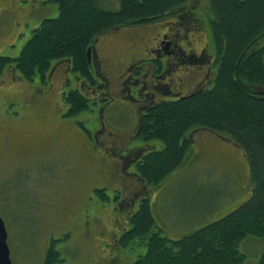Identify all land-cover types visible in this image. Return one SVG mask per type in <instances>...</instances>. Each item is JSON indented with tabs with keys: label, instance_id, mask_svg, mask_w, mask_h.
Here are the masks:
<instances>
[{
	"label": "rangeland",
	"instance_id": "1",
	"mask_svg": "<svg viewBox=\"0 0 264 264\" xmlns=\"http://www.w3.org/2000/svg\"><path fill=\"white\" fill-rule=\"evenodd\" d=\"M3 2L0 0V8ZM99 4L116 10L120 0H99ZM41 5L26 26L23 22L16 24L13 12H0V54L18 55L41 20L59 12L56 3L47 1ZM21 30L23 35L12 46L18 38L16 32ZM145 30L151 33L155 28L147 26ZM204 34L207 31L203 22L192 35L200 47ZM4 44L11 46L1 48ZM211 44L215 51L214 42ZM67 65L61 61L54 67L59 77ZM197 74L196 80L201 78ZM53 83L51 86L48 80L43 82L40 76L33 80L21 78L15 70H7L0 80V215L8 230L12 262L44 264L55 240L63 258L58 264H130L146 250V245H125L120 237L129 227L131 213L139 206V199L131 203L132 193L143 189L145 183L141 188L136 181L125 179L122 159L116 156L123 152L100 144L96 135L98 108L68 114V105L60 98L59 78ZM187 85L188 81L180 82L173 89L187 92ZM165 95L168 94L159 93ZM114 104L119 116L130 123L136 121L131 101ZM113 123L121 127L118 121ZM201 131L189 132L194 142L193 155L186 166L148 190L158 220L166 224L163 234L171 237L221 217L251 194L247 155L228 137ZM104 136L102 143L110 144V138ZM139 141L146 151L164 145L157 139ZM143 151L142 148L140 153ZM134 169L132 166L130 170ZM99 188H104L105 198L97 193ZM240 248L246 253L245 264H259L264 238L249 236Z\"/></svg>",
	"mask_w": 264,
	"mask_h": 264
},
{
	"label": "trees",
	"instance_id": "2",
	"mask_svg": "<svg viewBox=\"0 0 264 264\" xmlns=\"http://www.w3.org/2000/svg\"><path fill=\"white\" fill-rule=\"evenodd\" d=\"M47 1L58 5V14L41 20L18 55L0 54V80L7 70H15L21 78L40 76L47 83L60 61L70 62L79 76L92 79L88 49L103 33L120 26L156 30L169 22L188 49L184 43L201 23L200 16L190 21L188 0H120L116 10L100 6L99 0ZM208 9L210 51L192 67L193 90L147 105L139 134L164 145L147 151L136 164L137 171L149 190L191 159V130L210 131L228 137L247 155L251 194L221 217L177 237L163 234L166 224L158 220L151 196L145 194L120 239L125 245H146L130 264H245L241 243L249 236L264 238V0H209ZM210 55L217 64L213 82L197 86L196 69ZM65 100L70 115L89 108L87 97L78 90H70ZM96 191L105 198L104 188ZM62 260L53 240L44 264ZM259 264H264V253Z\"/></svg>",
	"mask_w": 264,
	"mask_h": 264
},
{
	"label": "flooded vegetation",
	"instance_id": "3",
	"mask_svg": "<svg viewBox=\"0 0 264 264\" xmlns=\"http://www.w3.org/2000/svg\"><path fill=\"white\" fill-rule=\"evenodd\" d=\"M3 1V7L0 8V12H13L17 15L16 24L20 25L23 22L25 26L30 21V15L42 9V2H47V0ZM188 3L192 5L187 13L190 21L191 18H194L193 16L201 17L200 27L198 25L195 30H200L204 22L207 31V17L210 15V9H208L209 0H205L203 4H201L200 0H189ZM161 25L160 28L157 26V29L151 33L146 30H139L138 27L120 26L100 35L95 43L91 45L90 58H88L92 67V79L79 76V73L72 69L70 62H68L69 65L64 68L59 77V73L54 67H58L61 61L53 66L47 78L50 85L53 80H56L57 77L59 78L61 83L60 98H64L67 105L66 94L70 90H78L88 99L89 108L85 109V111L98 108L96 135L100 138V144L105 147L118 148L123 152L116 155L122 159L121 170L124 174L123 177L130 181H136L141 188L145 181L139 175L136 164L142 160V156L147 151L145 150L146 147L139 143L140 139L146 140L139 134L140 118L146 112L148 104L166 98H173L184 92L174 90V85L188 81L187 86L191 87L193 84L191 83L190 85L189 79L194 78L193 72L195 71L192 67L196 66L198 61L207 54L206 50L210 49L208 32L204 34V38L205 36L206 38L203 39L201 47L196 44V39L191 37L190 41L187 42L188 44L184 43L188 48L186 49L177 40L175 28L171 23L166 22ZM120 31L121 34H118ZM16 34H18V38L13 42L12 46L23 35V30L16 32ZM104 39L106 40L103 41ZM6 46L11 45L4 44L1 48ZM115 48L119 49L120 52H116ZM199 69L202 70L199 71ZM196 70L199 71L197 73L201 74V78L197 81V86H208L213 82L217 64H215L210 55L209 59L200 62ZM71 74L73 75L71 76ZM189 87L185 89L189 91ZM160 92L168 95L159 96ZM123 100L126 102L131 101L137 113L134 119L136 121L130 123V120L126 121L125 117L119 116L114 102ZM111 101L113 104H109ZM60 102L63 104L62 99H60ZM67 112H69V106ZM113 120L118 121L121 127H115ZM201 132L206 131L202 130ZM104 135L110 138V144L104 145L102 143L103 139L101 138L105 137ZM92 145L94 148H98L93 142ZM142 148L145 151H143L144 153H140ZM132 166L135 167L133 171L130 170ZM149 188L151 189V187ZM142 190L143 192H141ZM137 191L135 190L132 193L131 203L134 204L139 199L140 205L143 196L148 193L147 185L145 184L143 189ZM137 196H140V198ZM115 238V243L117 244L119 236L117 235Z\"/></svg>",
	"mask_w": 264,
	"mask_h": 264
},
{
	"label": "water",
	"instance_id": "4",
	"mask_svg": "<svg viewBox=\"0 0 264 264\" xmlns=\"http://www.w3.org/2000/svg\"><path fill=\"white\" fill-rule=\"evenodd\" d=\"M88 49V58H90ZM0 264H13L10 255V246L8 243V230L3 217L0 215Z\"/></svg>",
	"mask_w": 264,
	"mask_h": 264
}]
</instances>
